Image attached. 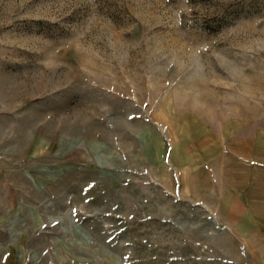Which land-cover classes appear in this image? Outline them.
<instances>
[{"label":"rangeland","instance_id":"rangeland-1","mask_svg":"<svg viewBox=\"0 0 264 264\" xmlns=\"http://www.w3.org/2000/svg\"><path fill=\"white\" fill-rule=\"evenodd\" d=\"M236 136L264 0H0V264H236Z\"/></svg>","mask_w":264,"mask_h":264},{"label":"crops","instance_id":"crops-1","mask_svg":"<svg viewBox=\"0 0 264 264\" xmlns=\"http://www.w3.org/2000/svg\"><path fill=\"white\" fill-rule=\"evenodd\" d=\"M236 137L240 145V149L237 148V160L243 164H246V158L250 161L246 164L247 169L242 170L243 175L240 172L237 175V202L248 204L253 209L249 208L247 212L238 209L234 215L236 224L231 226L235 228L238 240L235 263L264 264V136ZM246 140L247 144L244 143ZM241 145L246 151L244 148L241 150ZM261 173L262 179H258ZM221 251L228 252L223 245Z\"/></svg>","mask_w":264,"mask_h":264}]
</instances>
